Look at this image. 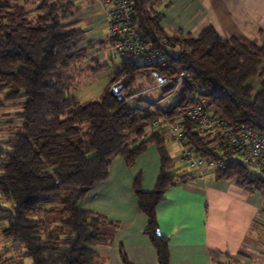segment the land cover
<instances>
[{
    "label": "trees",
    "instance_id": "obj_1",
    "mask_svg": "<svg viewBox=\"0 0 264 264\" xmlns=\"http://www.w3.org/2000/svg\"><path fill=\"white\" fill-rule=\"evenodd\" d=\"M23 3L0 0V104L16 101L21 110L10 115L22 131L12 138L0 137V191L9 205L0 204V235L18 240L31 264H98L97 245L107 240L101 225L119 223L105 215L80 208L77 203L109 174L116 156L133 164L150 144L157 146L160 172L152 190L133 181L139 209L149 220L144 232L156 249L159 264H168V239L156 231L155 206L167 186L186 179L171 171V156L165 128L152 120L161 113L172 117L176 106L191 93L184 91L165 106L148 110L125 103V97L145 86L135 82L147 77L148 63L112 59L91 64L98 72L111 73L99 98L80 101L69 92L71 76L66 71L88 57L95 46L106 47L108 38L82 43L84 30L74 18L72 0H38L32 11ZM140 31L150 48L163 37L169 63L158 70L174 76L187 70L205 107L227 123H244L264 133V41L244 43L236 35L224 37L212 24L199 32L166 30L161 21L168 0H132ZM32 12V15H30ZM261 78L259 99L251 103L246 93L249 79ZM165 89L162 93H165ZM6 117V116H5ZM187 143L204 156H218L223 147L216 132H203L188 118L182 121ZM216 178L235 179L251 192L263 195L264 176L248 162L233 160L214 171ZM48 205V206H47ZM47 206V207H46ZM45 209L60 212V224L69 229L62 244L55 233L43 235L48 222L37 217ZM264 228V227H263ZM125 264H133L122 246Z\"/></svg>",
    "mask_w": 264,
    "mask_h": 264
},
{
    "label": "crops",
    "instance_id": "obj_2",
    "mask_svg": "<svg viewBox=\"0 0 264 264\" xmlns=\"http://www.w3.org/2000/svg\"><path fill=\"white\" fill-rule=\"evenodd\" d=\"M168 1L169 5L162 9L161 21L168 31L182 29L197 33L212 24L224 37L236 35L247 44L264 41V0ZM80 5L74 6V18L84 30L82 43L105 39L106 21L100 0H86ZM100 56L103 57L102 52L97 51L86 61ZM1 120L15 121L10 116ZM168 150L171 171L189 175L167 186L155 206L156 231L168 239V264L264 262V242L260 238L264 233L263 195L239 186L235 179L216 178L214 172L200 175L188 161L180 160L178 155L173 156V150ZM160 167L155 144L147 146L130 166L122 156H116L107 178L96 183L78 201L80 208L101 213L119 223L109 241L95 247L99 252L98 264H125L121 246L133 264H159L156 249L144 232L149 218L139 209L132 186L139 174L141 187L152 190Z\"/></svg>",
    "mask_w": 264,
    "mask_h": 264
},
{
    "label": "built area",
    "instance_id": "obj_3",
    "mask_svg": "<svg viewBox=\"0 0 264 264\" xmlns=\"http://www.w3.org/2000/svg\"><path fill=\"white\" fill-rule=\"evenodd\" d=\"M100 2L106 21L110 59L119 67L123 56H127L131 61H143L149 64L146 70L148 86L128 94L125 103L143 110H148L153 105L165 106L175 96L180 95L184 91L185 84L188 83L192 91L188 97L178 103L174 115L168 117L161 113L152 120L156 125L163 124L167 137L166 144L171 141L179 144V159L188 161L189 166L200 175L214 172L233 160H242L260 170L264 176V133L244 123H227L205 107L187 70H182L174 76L158 70V67L169 63L166 50L172 47L167 38L163 37L158 47L150 48L141 35L132 0H100ZM169 82L172 85L165 87ZM165 89L168 90L162 93ZM186 118L192 120L200 131L216 132L221 135L223 147L218 156L204 157L187 143L182 126V121Z\"/></svg>",
    "mask_w": 264,
    "mask_h": 264
},
{
    "label": "rangeland",
    "instance_id": "obj_4",
    "mask_svg": "<svg viewBox=\"0 0 264 264\" xmlns=\"http://www.w3.org/2000/svg\"><path fill=\"white\" fill-rule=\"evenodd\" d=\"M23 1L24 0H9V2L12 4L23 3ZM72 1L74 3L75 8L76 7L79 8L81 6L80 3L85 2L86 0H72ZM37 2L38 0H26L25 7L30 11H32ZM30 15H32V12H30ZM108 45L109 43L107 42V46L104 48L102 47L103 49L102 48L96 49V46L94 47L93 51H90L91 50L90 49L88 51L89 55L87 58L95 55L97 51H101L103 57L100 56L99 59H95L98 60V63L104 62L106 59H110ZM86 59L76 62L75 65H73L71 68H69L66 71V73L71 76V81L69 83V92L76 94L79 100L82 102L90 99L99 98L102 87L108 81V77L111 73V70L108 68L101 69L98 72L91 70V64L94 63L96 65V62L93 59L87 61ZM91 60L93 62L89 64L88 62H90ZM260 81L261 78L258 75H255L251 77L247 83L248 86L246 93L249 94L248 100L251 103H256L259 99ZM139 84H142L143 86H148L149 84L148 78L147 77L139 78L134 85L137 86ZM8 103L3 105L0 104V137L12 138L16 133L22 131L20 122H5L2 121L1 119L4 118L5 116L7 117L13 115L14 113L12 112L20 111L21 106L17 102V100ZM167 146L168 148L173 150L174 152L173 156L178 155L180 149L179 144L171 141L167 143ZM174 158L175 157H173V160ZM175 162L179 163V161H175ZM0 204L2 205L10 204L9 201L5 200L1 191H0ZM37 217L39 219H42L43 221L48 222L46 230L42 231L43 235L47 234L48 232H51V233H55L56 236L59 237V239H55L52 241L48 239V241L50 243L55 242L56 244L59 245L62 244L63 243L62 238H64L70 233L69 229L63 227L60 224V219L62 218V214H60V212L58 211L48 212L45 209H43L41 212L38 213ZM114 229L115 228H113L111 225L108 224L101 225V232L104 234L107 240L110 239L111 233ZM260 238H261V242L262 240L264 242V233ZM0 264H31V258L26 254H24L23 246L20 244L18 240L6 239L0 235ZM257 264H264V262H258Z\"/></svg>",
    "mask_w": 264,
    "mask_h": 264
},
{
    "label": "water",
    "instance_id": "obj_5",
    "mask_svg": "<svg viewBox=\"0 0 264 264\" xmlns=\"http://www.w3.org/2000/svg\"><path fill=\"white\" fill-rule=\"evenodd\" d=\"M171 85H172V83L169 82V83H167V84L165 85V87H170Z\"/></svg>",
    "mask_w": 264,
    "mask_h": 264
}]
</instances>
